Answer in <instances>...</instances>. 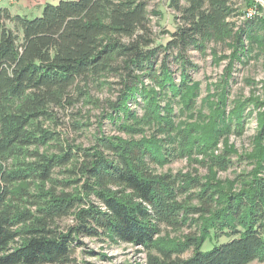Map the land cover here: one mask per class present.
Listing matches in <instances>:
<instances>
[{"label": "trees", "instance_id": "16d2710c", "mask_svg": "<svg viewBox=\"0 0 264 264\" xmlns=\"http://www.w3.org/2000/svg\"><path fill=\"white\" fill-rule=\"evenodd\" d=\"M242 3L254 1L170 0L179 22L158 46L148 0H59L35 18L0 9V264H77L81 237L141 246L148 264L264 262L261 167L231 191L155 171L208 146L199 131L175 123L174 105L193 108L200 90L191 50L229 60L217 93L228 123L220 133L242 128L248 102L237 101L227 117V89L236 62L248 56L245 42L264 46L263 18L231 20ZM221 44L230 56L219 55ZM110 76L121 88L107 100L106 117L125 137L100 130L90 147L64 140L54 127L60 111L90 101V88ZM258 116L264 139V112ZM227 156L210 158L211 166L230 168ZM69 217L74 223L62 227ZM163 226L195 231L166 247L156 242ZM222 236L228 241L217 242Z\"/></svg>", "mask_w": 264, "mask_h": 264}, {"label": "rangeland", "instance_id": "374dc122", "mask_svg": "<svg viewBox=\"0 0 264 264\" xmlns=\"http://www.w3.org/2000/svg\"><path fill=\"white\" fill-rule=\"evenodd\" d=\"M254 4L246 7L245 3L239 5L238 17L231 20L237 25L252 20L253 18L264 19V0H253ZM170 0H148L152 37L156 46L165 44L170 39V34L177 27L179 19L173 9L169 7ZM30 18L35 16L30 15ZM245 42L248 47V56L241 57L236 62L233 70V78L227 89L226 116L229 117L237 101L248 102L242 128L231 132L224 130L225 124L220 121L218 110L219 101L217 93L221 83L226 79L225 69L229 60L214 61L212 56H203L199 52L191 50L190 59L198 66L193 72V78L199 81L200 90L191 109H180L176 118L177 129H195L201 143L208 145L204 151L186 152L184 156L172 159L164 165H156L158 174L186 173L200 177L204 182L214 183L218 188L231 191L243 188V182L249 180L250 175L256 170L264 173L263 150L264 139L261 138V122L259 113L264 112V46L252 45ZM250 45V46H249ZM214 46V45H212ZM219 55L230 56L232 50L225 45H217ZM176 69V67H174ZM120 79L110 76L108 84L101 87L90 88L91 100L81 99L74 106L68 107L59 113V121L54 127L63 134L64 140L71 144L90 147L95 142V137L100 130L106 135H122L117 124L106 117L108 113L107 100H115ZM149 84V80H145ZM180 109V110H179ZM141 112V111H140ZM145 135L154 139V129L146 130ZM194 136V137H195ZM164 136H160L159 139ZM231 151L229 156L227 152ZM232 161V166L226 170L212 167L210 158L226 157ZM197 205V202H192ZM74 223L69 217L60 222L62 227ZM195 231V227L174 229L163 226L162 233L156 238L157 243L169 247L171 244L184 241L187 234ZM228 239L222 236L219 243H225ZM81 244L76 249L73 258L77 264H148V253L141 246H134L123 242H114L109 239L80 238ZM205 250H209L208 243ZM186 254L184 257H188ZM250 264H264L261 261H253Z\"/></svg>", "mask_w": 264, "mask_h": 264}, {"label": "crops", "instance_id": "0c3cea01", "mask_svg": "<svg viewBox=\"0 0 264 264\" xmlns=\"http://www.w3.org/2000/svg\"><path fill=\"white\" fill-rule=\"evenodd\" d=\"M59 0H2L0 9L8 8L14 14L39 15L45 4L56 3Z\"/></svg>", "mask_w": 264, "mask_h": 264}, {"label": "built area", "instance_id": "2783aa9c", "mask_svg": "<svg viewBox=\"0 0 264 264\" xmlns=\"http://www.w3.org/2000/svg\"><path fill=\"white\" fill-rule=\"evenodd\" d=\"M2 0H0V2H1Z\"/></svg>", "mask_w": 264, "mask_h": 264}]
</instances>
